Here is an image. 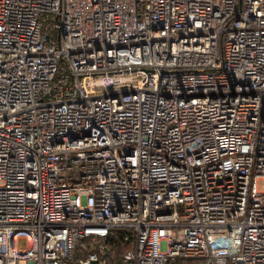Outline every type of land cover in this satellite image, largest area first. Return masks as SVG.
<instances>
[{"label":"built area","instance_id":"built-area-1","mask_svg":"<svg viewBox=\"0 0 264 264\" xmlns=\"http://www.w3.org/2000/svg\"><path fill=\"white\" fill-rule=\"evenodd\" d=\"M116 228L119 264H264V0H0V264Z\"/></svg>","mask_w":264,"mask_h":264},{"label":"trees","instance_id":"trees-1","mask_svg":"<svg viewBox=\"0 0 264 264\" xmlns=\"http://www.w3.org/2000/svg\"><path fill=\"white\" fill-rule=\"evenodd\" d=\"M125 235H128V240H124ZM132 236L133 235L130 231L122 228H116L107 236L99 238L96 243L91 238H86L76 246L74 251V260L79 259L81 253L86 257L87 253L89 252H86V249L84 250L82 246L86 248L84 242H88L91 243L95 248H97L100 244H104L107 249L103 250V256H107L110 262L113 264H119L121 262L123 252L132 248ZM171 264H203V261L200 259L176 258L173 262H171Z\"/></svg>","mask_w":264,"mask_h":264},{"label":"rangeland","instance_id":"rangeland-1","mask_svg":"<svg viewBox=\"0 0 264 264\" xmlns=\"http://www.w3.org/2000/svg\"><path fill=\"white\" fill-rule=\"evenodd\" d=\"M25 244H26V240L24 238H20L18 241H17V247L19 249H24L25 248ZM84 244L86 245V248L84 246H82V248L86 251V252H90V251H94L95 252H98L100 251V247H97L95 248L94 246H92L91 243H88V242H84ZM83 252V251H82ZM80 258H84L85 256L82 255V253L80 254L79 256ZM19 264H25V260H20L19 261Z\"/></svg>","mask_w":264,"mask_h":264}]
</instances>
